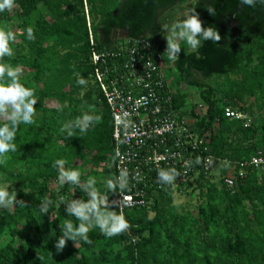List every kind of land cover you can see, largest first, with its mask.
I'll use <instances>...</instances> for the list:
<instances>
[{
    "label": "trees",
    "instance_id": "trees-1",
    "mask_svg": "<svg viewBox=\"0 0 264 264\" xmlns=\"http://www.w3.org/2000/svg\"><path fill=\"white\" fill-rule=\"evenodd\" d=\"M146 1L13 0L0 11V31L15 36L9 41L13 54L0 63L19 67L20 83L37 99L34 122L18 126L17 151L0 157V186L7 183L16 193L13 205L0 208V264H264V169L247 167L233 187L223 182L229 163L264 155V0L251 7L240 0H197L190 7L188 0ZM191 8L202 27L216 28L221 40L204 41L196 52L181 42L179 58L172 65L164 59V85L172 108L193 118L190 131L205 140L209 171L199 164L175 189L162 185L152 191L145 207L123 209L129 223L124 232L109 238L93 228L91 243L66 238L58 252L55 241L64 221L78 223L66 205L90 199L83 189L88 178L108 201L119 192L106 187L116 177L113 123L92 76L88 31L97 51L118 49L114 29H125L130 40L147 37L160 48L170 34L164 26ZM78 78L86 84L79 85ZM181 85L197 90L204 111L187 105L190 94ZM227 106L249 116L250 126L227 118ZM84 113L99 117L86 132L75 129L69 137L61 130ZM60 159L65 169L81 173L80 185L59 183ZM195 192L194 207L174 203L175 193ZM61 197L68 201L61 204Z\"/></svg>",
    "mask_w": 264,
    "mask_h": 264
},
{
    "label": "built area",
    "instance_id": "built-area-1",
    "mask_svg": "<svg viewBox=\"0 0 264 264\" xmlns=\"http://www.w3.org/2000/svg\"><path fill=\"white\" fill-rule=\"evenodd\" d=\"M92 76L97 83L112 118V140L115 153V176L128 173V184L109 200L120 213L123 209L145 207L151 192L162 185L175 189L196 174L200 164L209 171L211 155L205 140L190 131L189 118L179 115L171 106V95L165 90L164 59L167 44L158 47L147 37L119 38L117 50L95 49L89 30ZM173 61L169 62L172 65ZM166 66V65H165ZM224 115L249 127L251 118L227 106ZM199 160V163H197ZM191 161L186 165V162ZM231 171L223 176L227 187L244 177L247 167L264 169V155L258 152L249 160L229 163ZM175 169V180L161 183L158 172Z\"/></svg>",
    "mask_w": 264,
    "mask_h": 264
},
{
    "label": "clouds",
    "instance_id": "clouds-1",
    "mask_svg": "<svg viewBox=\"0 0 264 264\" xmlns=\"http://www.w3.org/2000/svg\"><path fill=\"white\" fill-rule=\"evenodd\" d=\"M242 5L253 6L255 0H240ZM13 0H0V11L11 8ZM209 14H215L214 8H207ZM165 30L170 33L166 35L167 47L165 52L170 61H176L179 58L182 47L181 42L187 45L193 52L202 47L204 41L219 42L221 36L216 28L211 26L202 27V21L195 8H191L181 13V16L173 21L171 25H165ZM27 37L33 39L32 29H27ZM15 39L11 31H0V57L11 56L12 49L9 47V41ZM21 69L13 67L10 64L0 63V116H3L5 122L0 123V157L9 152H16L17 145L14 143L18 126L23 124H32L35 114L34 105L37 103L34 91L26 88L20 83L19 76ZM79 85L86 84L83 78H78ZM99 117L84 113L74 121L64 124L62 131H66L69 137H72L75 129L81 133L88 130L90 125ZM66 161L63 159L55 161V166L60 170L58 180L61 185L65 181L72 185H80L81 173L74 169H65L63 166ZM191 161L186 162L190 164ZM199 163V160H197ZM179 174L175 169L163 170L158 172L161 183H172ZM97 181L94 178H88L83 189L90 199L71 200L66 205V213L75 217L77 226L74 227L72 220H65L61 229L63 235L55 241V248L59 252L65 246V240H81L85 243H91L88 232L93 228H98L106 237H113L129 228V223L123 213L115 210H109L111 205L108 198L96 187ZM128 184V173L121 171L119 177L111 178L106 181V187L110 191H115L118 187L125 189ZM7 183L0 186V208H9L16 202V193L9 192ZM68 199L61 197L60 203L64 204ZM39 212H47V204L42 203Z\"/></svg>",
    "mask_w": 264,
    "mask_h": 264
},
{
    "label": "rangeland",
    "instance_id": "rangeland-1",
    "mask_svg": "<svg viewBox=\"0 0 264 264\" xmlns=\"http://www.w3.org/2000/svg\"><path fill=\"white\" fill-rule=\"evenodd\" d=\"M197 0H188L185 7H190L192 6ZM116 39H119V34L117 36H114ZM182 88L186 89L190 96L188 98V102L187 105L188 106H192L195 104H199L196 107L197 111H204L203 109V104L200 102V98L198 96L197 90L195 88H190V87H186L185 85H181ZM190 121L193 120V118H189ZM212 174L215 176L213 181H217L218 180V169H213L212 170ZM174 203L177 205H181V206H189V207H194L195 205H197L199 203V198L197 197V192L193 193V194H186V193H175L174 195ZM0 241H3L2 238H0Z\"/></svg>",
    "mask_w": 264,
    "mask_h": 264
},
{
    "label": "water",
    "instance_id": "water-1",
    "mask_svg": "<svg viewBox=\"0 0 264 264\" xmlns=\"http://www.w3.org/2000/svg\"><path fill=\"white\" fill-rule=\"evenodd\" d=\"M148 2H149V0L146 1V4H148ZM118 34H119L120 38L127 37V31L125 29H114L112 31V35H111L113 41L116 40V38L114 36H117Z\"/></svg>",
    "mask_w": 264,
    "mask_h": 264
}]
</instances>
